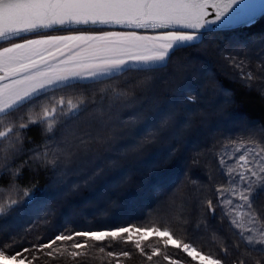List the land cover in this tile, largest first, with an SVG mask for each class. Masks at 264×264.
<instances>
[{
  "label": "snow or ice",
  "instance_id": "obj_1",
  "mask_svg": "<svg viewBox=\"0 0 264 264\" xmlns=\"http://www.w3.org/2000/svg\"><path fill=\"white\" fill-rule=\"evenodd\" d=\"M261 19L264 0H0V264H264V108L224 83L264 101V31L223 38Z\"/></svg>",
  "mask_w": 264,
  "mask_h": 264
},
{
  "label": "trees",
  "instance_id": "obj_2",
  "mask_svg": "<svg viewBox=\"0 0 264 264\" xmlns=\"http://www.w3.org/2000/svg\"><path fill=\"white\" fill-rule=\"evenodd\" d=\"M264 31V19H261L256 25L252 27H244L239 29L236 33H227L223 37L225 42L230 40L233 35H238L240 37H247L253 33H260ZM189 54L195 59L197 52L195 49L188 50ZM226 86L232 88L235 93L236 102L239 105L241 110L259 113L262 108H264V101H262L257 95L254 93H248L241 87L236 84H233L231 81H224ZM32 135H35V131H33ZM198 170L194 169V175H198ZM130 179L133 181L128 187V191L125 194V200L132 201L140 192V184L143 180V177L140 173H130ZM41 183H43V177H40ZM43 229H41L42 231ZM122 244L114 245L113 250H119L122 247ZM55 264H73L72 260L68 256H64L62 259H58L55 261ZM88 264H108V260L105 256H101L98 252L95 253L92 258L89 260ZM114 264V262H113ZM127 264H132L131 261H128Z\"/></svg>",
  "mask_w": 264,
  "mask_h": 264
}]
</instances>
